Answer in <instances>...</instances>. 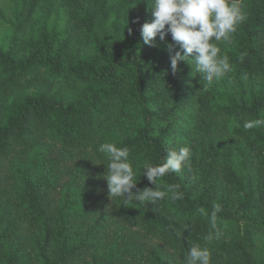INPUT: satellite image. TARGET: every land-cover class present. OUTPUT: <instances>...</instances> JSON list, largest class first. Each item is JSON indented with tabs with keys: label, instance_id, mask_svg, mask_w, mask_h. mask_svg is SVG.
Returning <instances> with one entry per match:
<instances>
[{
	"label": "trees",
	"instance_id": "16d2710c",
	"mask_svg": "<svg viewBox=\"0 0 264 264\" xmlns=\"http://www.w3.org/2000/svg\"><path fill=\"white\" fill-rule=\"evenodd\" d=\"M10 1L13 35L0 47V264H184L195 244L212 264H264V126L243 127L264 119V0H238L247 19L219 44L233 71L211 86L192 61L172 72L179 46L169 51L170 34L144 43L151 0ZM37 11L62 16V31L33 27ZM103 143L129 148L134 193L155 188L144 163L190 147L191 169L156 186L178 184L183 199L110 197ZM217 204L219 237L200 212Z\"/></svg>",
	"mask_w": 264,
	"mask_h": 264
},
{
	"label": "clouds",
	"instance_id": "9594fccd",
	"mask_svg": "<svg viewBox=\"0 0 264 264\" xmlns=\"http://www.w3.org/2000/svg\"><path fill=\"white\" fill-rule=\"evenodd\" d=\"M150 7L153 20L142 25V39L145 44L155 46L157 36L164 41L168 34L171 35L174 44L167 45L169 51L172 52L176 45L179 46V50L170 56L174 74L178 70L179 62L192 61L195 64L194 71L211 86L233 71L229 57L221 54L219 44H230L241 23L247 19L238 0H151ZM240 59H244V54H241ZM260 126H264V119L245 120L243 124L246 130ZM98 151L106 154L109 161L105 179L110 197L151 205L165 199L169 193L173 201L183 199V192L179 191L178 184L167 187L161 185L159 190L156 186L157 181L170 173H182L185 169H191L190 147L182 146L169 150L161 164L144 163L143 174L155 188H144L135 193L133 189L137 183L129 148L117 147L114 143H103ZM221 211L219 204L213 206L210 215L203 208L200 209L201 214L209 216L217 237L223 235V232L217 229V217ZM184 264H212L211 253L208 248L195 244L184 257Z\"/></svg>",
	"mask_w": 264,
	"mask_h": 264
},
{
	"label": "rangeland",
	"instance_id": "374dc122",
	"mask_svg": "<svg viewBox=\"0 0 264 264\" xmlns=\"http://www.w3.org/2000/svg\"><path fill=\"white\" fill-rule=\"evenodd\" d=\"M0 13V47H7L13 35L12 24L16 13L15 6L10 0H0ZM63 19L62 16H53L47 20L41 11H37L32 17V25L33 27H38L43 24L49 29L56 26V30L61 32L63 29Z\"/></svg>",
	"mask_w": 264,
	"mask_h": 264
}]
</instances>
